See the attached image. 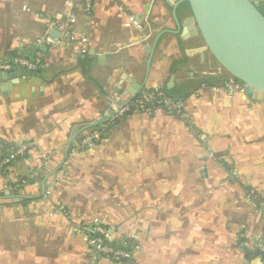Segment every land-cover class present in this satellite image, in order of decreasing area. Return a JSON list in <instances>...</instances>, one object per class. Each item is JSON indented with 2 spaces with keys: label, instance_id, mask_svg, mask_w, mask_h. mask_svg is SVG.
Masks as SVG:
<instances>
[{
  "label": "crops",
  "instance_id": "0c3cea01",
  "mask_svg": "<svg viewBox=\"0 0 264 264\" xmlns=\"http://www.w3.org/2000/svg\"><path fill=\"white\" fill-rule=\"evenodd\" d=\"M176 2L0 0V61L43 52L0 79V264H264V99L208 80L227 73ZM51 18L68 43L40 41ZM179 84L180 113L132 112L103 134L111 101ZM95 220L129 259L89 249L74 229Z\"/></svg>",
  "mask_w": 264,
  "mask_h": 264
},
{
  "label": "water",
  "instance_id": "95a60500",
  "mask_svg": "<svg viewBox=\"0 0 264 264\" xmlns=\"http://www.w3.org/2000/svg\"><path fill=\"white\" fill-rule=\"evenodd\" d=\"M184 2L188 4L184 23L194 26V33L200 34L213 59L244 84L248 98L264 99V14L258 9L264 0H177L175 9ZM174 17L179 24L175 10ZM56 34V30L51 31L52 36ZM158 36L150 49V59ZM14 72L0 69V79Z\"/></svg>",
  "mask_w": 264,
  "mask_h": 264
},
{
  "label": "built area",
  "instance_id": "2783aa9c",
  "mask_svg": "<svg viewBox=\"0 0 264 264\" xmlns=\"http://www.w3.org/2000/svg\"><path fill=\"white\" fill-rule=\"evenodd\" d=\"M93 1L94 0H82V5L88 14L92 11ZM130 20L133 21V18L130 17ZM55 28L60 29L57 37H53L50 34V30ZM71 35L72 32L69 26H63L59 21L51 18L47 20L45 24V32L40 41L44 42L48 46H51L56 41L61 44H66L71 40ZM42 58L43 52L41 50H37L32 58L21 53H15L9 58L0 61V69L5 72L16 69L35 71L40 67ZM222 88L231 96L245 94L244 84L230 75L223 80ZM157 108H161L171 113L181 112L180 104L175 103L173 100L165 96L160 90L142 91L129 98L127 101L113 100L109 106L111 115L108 120L102 124V129L104 130L103 134H107L110 125L115 124V122L125 114L132 112H146L150 114ZM97 139H99L97 134L87 135L78 141V144L80 147H85L96 143ZM23 151L24 146L8 151L7 154L2 157L1 163L4 165L11 163L12 160H14V158L18 155H21ZM74 230L81 233L85 237L87 246L95 255H107L115 261H124L129 259V251L122 246L114 245L112 243L111 229L103 225L100 220L82 224ZM255 248L264 259V241L257 240L255 242Z\"/></svg>",
  "mask_w": 264,
  "mask_h": 264
},
{
  "label": "trees",
  "instance_id": "16d2710c",
  "mask_svg": "<svg viewBox=\"0 0 264 264\" xmlns=\"http://www.w3.org/2000/svg\"><path fill=\"white\" fill-rule=\"evenodd\" d=\"M183 5L186 7L188 6L186 2H184ZM258 9L264 14V2H261L259 4ZM24 55L29 56L31 58L33 57V54L31 55V54L24 53ZM227 77H228V74H225V75L217 76V77H209L208 80L221 83ZM208 80L205 82L209 83ZM155 90H160L165 96L173 100L175 103H180L190 93V90L186 84H181V85L179 84L173 87L164 86V87L157 88V89H149L148 91H155Z\"/></svg>",
  "mask_w": 264,
  "mask_h": 264
}]
</instances>
